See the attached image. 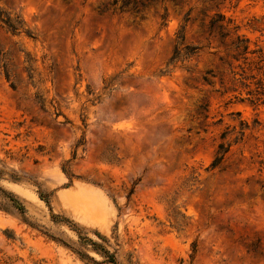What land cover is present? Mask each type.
Here are the masks:
<instances>
[{
    "label": "rangeland",
    "instance_id": "obj_1",
    "mask_svg": "<svg viewBox=\"0 0 264 264\" xmlns=\"http://www.w3.org/2000/svg\"><path fill=\"white\" fill-rule=\"evenodd\" d=\"M111 2L0 0L33 35L0 23V264H113L88 238L119 264H264V105L207 29L220 12L264 46V0ZM181 34L198 54L168 66Z\"/></svg>",
    "mask_w": 264,
    "mask_h": 264
},
{
    "label": "trees",
    "instance_id": "obj_2",
    "mask_svg": "<svg viewBox=\"0 0 264 264\" xmlns=\"http://www.w3.org/2000/svg\"><path fill=\"white\" fill-rule=\"evenodd\" d=\"M167 1H173L175 3H182L186 0H112L111 5L113 10H118L120 13L129 12L134 14H144L146 10L151 9L156 4H160L165 8ZM232 2L233 0H223ZM189 19V13L185 16V21ZM0 23L7 28L8 31L13 34H19L25 32L29 37H33L29 30H24L22 22L19 19L12 18L3 9L0 8ZM249 27L253 30L256 28L249 23ZM207 29L210 34L215 33L219 36L222 42L230 41V48L232 50V58L237 62L238 69L231 70V76L229 81L231 83L230 88L233 91H239L240 94L245 92V97H240L241 102L248 101L254 106L264 105V46L260 45L258 40H252L245 34L239 32L240 26L232 18H227L223 13L217 12L209 18ZM180 41L175 44L173 53L169 58L167 65H176L177 62L191 59L198 54L200 49L197 45L185 44V35L179 36ZM30 77H33V68L30 65L27 67ZM213 71L208 70L203 76V80L211 84V80L207 74H211ZM214 75V74H212ZM215 76V75H214ZM39 103L43 104V98L38 96ZM237 97V96H235ZM230 100L228 103H232ZM239 114V112H238ZM224 130L221 133V141L218 144L216 156L211 163V168L217 167L225 158L229 152L232 142L229 140L231 132L235 131L236 136L234 142L241 140L245 134V131L249 128L247 121L240 120L238 125L233 126L232 130ZM84 142V138H80L75 147L78 148ZM77 149L73 151L72 158H76ZM65 173L68 170L64 168ZM48 203V201H47ZM95 247L101 249V253L105 255L109 262L113 264H119L116 260L114 253H111L105 247L93 242L88 238Z\"/></svg>",
    "mask_w": 264,
    "mask_h": 264
}]
</instances>
